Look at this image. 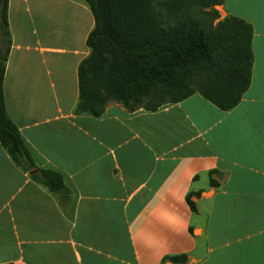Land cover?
Returning a JSON list of instances; mask_svg holds the SVG:
<instances>
[{
	"label": "crops",
	"instance_id": "crops-1",
	"mask_svg": "<svg viewBox=\"0 0 264 264\" xmlns=\"http://www.w3.org/2000/svg\"><path fill=\"white\" fill-rule=\"evenodd\" d=\"M50 1L76 14L69 46L47 40ZM214 8L252 29L249 84L232 108L192 93L152 111L108 101L94 116L74 111L85 2L8 0L5 112L74 200L66 215L0 144V264H264V0Z\"/></svg>",
	"mask_w": 264,
	"mask_h": 264
},
{
	"label": "trees",
	"instance_id": "trees-1",
	"mask_svg": "<svg viewBox=\"0 0 264 264\" xmlns=\"http://www.w3.org/2000/svg\"><path fill=\"white\" fill-rule=\"evenodd\" d=\"M82 1L93 25L84 41L88 53L76 69L75 112L99 116L108 101L120 103L127 111H152L192 93L228 110L246 90L252 64L251 25L233 15L219 18L214 5L222 0ZM7 3L0 0V144L69 215L74 191L58 171L35 162L5 112ZM186 201L193 209L188 196ZM166 258L183 260V256Z\"/></svg>",
	"mask_w": 264,
	"mask_h": 264
},
{
	"label": "rangeland",
	"instance_id": "rangeland-1",
	"mask_svg": "<svg viewBox=\"0 0 264 264\" xmlns=\"http://www.w3.org/2000/svg\"><path fill=\"white\" fill-rule=\"evenodd\" d=\"M47 23L45 18L42 21L43 30L48 29L47 40L52 46H69L72 42V20L75 17L73 9L62 4H53L50 1ZM55 8V12L53 10Z\"/></svg>",
	"mask_w": 264,
	"mask_h": 264
}]
</instances>
